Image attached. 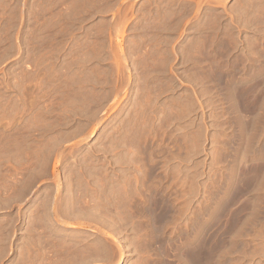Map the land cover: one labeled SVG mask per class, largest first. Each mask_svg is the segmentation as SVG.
Wrapping results in <instances>:
<instances>
[{"label": "rangeland", "instance_id": "rangeland-1", "mask_svg": "<svg viewBox=\"0 0 264 264\" xmlns=\"http://www.w3.org/2000/svg\"><path fill=\"white\" fill-rule=\"evenodd\" d=\"M117 263L264 264V0H0V264Z\"/></svg>", "mask_w": 264, "mask_h": 264}, {"label": "bare ground", "instance_id": "bare-ground-1", "mask_svg": "<svg viewBox=\"0 0 264 264\" xmlns=\"http://www.w3.org/2000/svg\"><path fill=\"white\" fill-rule=\"evenodd\" d=\"M120 262H122V258H121V257L118 259V263H120ZM118 263H117V264H118Z\"/></svg>", "mask_w": 264, "mask_h": 264}]
</instances>
